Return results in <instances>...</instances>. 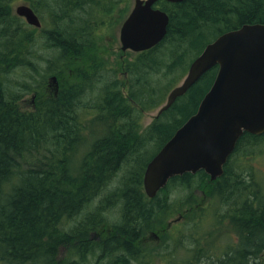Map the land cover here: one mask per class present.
Segmentation results:
<instances>
[{
    "label": "trees",
    "instance_id": "16d2710c",
    "mask_svg": "<svg viewBox=\"0 0 264 264\" xmlns=\"http://www.w3.org/2000/svg\"><path fill=\"white\" fill-rule=\"evenodd\" d=\"M93 1L29 0L51 23L42 36L43 46L53 51L46 59L36 51L35 31L12 12L11 0H0V264H150L153 248L146 235L163 223L160 216L171 205L166 192L172 185L195 182L199 187L204 183L211 202L218 204L194 211L186 234L193 248L186 249L187 258L173 255L167 264H264V196L232 169L231 160L215 182L199 171L171 178L152 199L143 191L146 164L196 112L217 67L160 113L143 135L136 133L142 112L163 103L207 43L243 24L264 23V0H160L154 7L168 15L166 35L127 64V95L118 80L90 76L87 64L81 84L47 97V76L61 74L89 41L80 20ZM42 60L45 69L39 66ZM181 67L167 86H157L162 75ZM18 70L28 71L21 81L16 80ZM31 90L40 95L33 108L20 103ZM87 98L91 105L80 104ZM93 122L104 125L106 133H95L83 149L86 123ZM258 139L243 133L234 152ZM148 142L155 150L149 157L144 154ZM210 210L214 218L207 229ZM227 222L234 242L207 248V233ZM159 229L165 233L167 228Z\"/></svg>",
    "mask_w": 264,
    "mask_h": 264
},
{
    "label": "water",
    "instance_id": "95a60500",
    "mask_svg": "<svg viewBox=\"0 0 264 264\" xmlns=\"http://www.w3.org/2000/svg\"><path fill=\"white\" fill-rule=\"evenodd\" d=\"M157 1L160 0H134L119 30L122 51L143 52L164 39L169 18L153 7ZM15 13L28 25L41 26L28 5L17 6ZM213 67H217L215 78L196 112L146 165L143 187L149 198L171 178L184 173L202 170L210 181L216 180L243 133H264V23L243 24L207 43L190 63L181 83L170 90L158 114ZM49 82H56L55 77L51 76Z\"/></svg>",
    "mask_w": 264,
    "mask_h": 264
},
{
    "label": "rangeland",
    "instance_id": "374dc122",
    "mask_svg": "<svg viewBox=\"0 0 264 264\" xmlns=\"http://www.w3.org/2000/svg\"><path fill=\"white\" fill-rule=\"evenodd\" d=\"M29 3V0H11L10 8L14 13L15 8L19 5L26 4L31 7ZM92 3L93 7L91 10L88 6L87 12H81L80 20L81 23L86 25L84 29L88 30L89 35H91L92 31L95 32L92 37L93 40L91 51H89L90 53H86L85 55L80 54L79 57H81L78 60H74L72 64H70L69 66L67 65L66 68H63L60 71L61 74L57 75L59 84L62 88H67L70 85L82 83L85 77H83L80 72H82L89 61H94L95 66L93 71L101 70L100 75L104 77V80L109 77L111 79H113V77L120 78L122 93L123 95H127L129 84L124 83V77L121 75H117V72H122V70L124 71L125 69L127 70V64L131 63L137 55L136 53L128 50L124 53V51L119 49L120 42L118 39V33L120 25L133 7L134 0H94ZM37 14L40 17L42 24L41 27H39L41 29L38 31L34 30L35 32L33 33L38 44L36 46L40 45L39 47H36V51H38V54H40L43 58L48 59L53 51L50 50V48L43 46L42 43H44V38L42 36L43 32L46 31L49 26H51V23L45 13L40 14L38 12ZM121 53H124L123 57H120ZM46 65V62H43V60L39 62V66H41L42 69H45ZM187 70L180 79H177L176 83H174L175 85H179L181 83L187 73ZM182 71L183 67L168 72L166 76L162 75V78L157 83V86H159V88H163L164 85L167 86V84L169 83L168 80H174L175 77L178 76ZM27 72L28 71L24 70L17 71L16 78L21 81L23 79L21 76H23V74ZM51 75L54 74L50 73V75L47 76L46 81H49ZM18 87L20 88V86ZM171 89L166 92L167 94H165L164 96V101L159 107H155L151 110H145L142 112L140 118H138L139 125L136 129L137 135H143L148 126L159 115L158 111L165 103L166 97ZM86 95L88 94L85 93V96ZM29 98L30 94L24 93L20 103L23 106L28 107L29 105L26 104ZM79 100L81 101V99ZM81 103L82 102H80V104ZM93 123L94 124L92 125L86 123V129H84V136L86 137V141L83 143V149H86V144H90L91 140L96 137H92L93 135H95V133H98L99 135H105L106 133L105 131H102L104 129V125L101 126L102 124L98 122ZM154 151V147L148 142L144 149V154L149 157ZM230 160L232 169L236 171V173L245 176L246 179L249 178L251 184H253V186H258L262 193L261 195L264 196V137L258 139L253 145L240 147L237 151L234 152ZM241 162H244L245 164H247V166L242 167ZM239 166L241 167L240 169H238ZM165 198L167 199L168 203L171 204L165 211L166 213H163L160 216V221H163V223H161V226L163 228H167L164 229L166 232L164 233L163 229H159L161 226H158L156 227L157 229H155V231H152L156 235H159L158 240H153L152 238H150L151 231L146 235V242H149L153 248L151 254L149 255L150 264H167L168 261H174L173 255L175 256V259H182L181 257L187 258L188 255L186 254V249H191L194 245L193 240L186 235L187 232L190 233L189 230L193 226L192 223L195 214L194 211H196L198 208H204L206 212L207 208L210 207L211 209L212 204H215L214 206L218 204V201L213 203L211 202L212 199L210 197L209 188H206L204 183L199 187V184L196 182L191 186H183L182 184L172 185L171 189L166 192ZM182 209H186V211L181 212ZM178 216H180V218L183 216L182 220H179L174 224H170V222L176 220ZM213 218L214 216L211 215V210L207 211L204 221V225L207 229L209 225H211ZM112 220L114 221V219ZM210 233L211 235H213L212 237ZM210 233H207V235L205 236L207 241V248L214 249L215 247H222L225 242H234L235 240V235L233 233L231 225L228 222L218 228L211 230ZM176 249H184L185 251L182 253L178 251L176 253ZM102 262L105 263L106 261Z\"/></svg>",
    "mask_w": 264,
    "mask_h": 264
},
{
    "label": "flooded vegetation",
    "instance_id": "af4514ba",
    "mask_svg": "<svg viewBox=\"0 0 264 264\" xmlns=\"http://www.w3.org/2000/svg\"><path fill=\"white\" fill-rule=\"evenodd\" d=\"M35 13H36V11H35ZM36 15L38 16V14L36 13ZM38 18H39V20H40V22H41V19H40V17L38 16ZM41 24H42V22H41ZM29 26V25H28ZM120 27H121V25H120ZM31 28V29H30ZM29 29L30 30H32V31H38V30H40L41 28H35V27H32V26H29ZM119 30H120V28H119ZM95 34V32H93L92 31V33H91V35H89V41L87 42V44H86V46L79 52L80 54H86V53H90L89 51H91V45H92V37H93V35ZM118 35H119V33H118ZM118 39H119V36H118ZM119 49H121V45H120V47H119ZM126 51H124V53H125ZM124 53H121V55H120V57H123V54ZM93 54V53H92ZM90 55V54H89ZM80 57L79 56H77V58H76V60H78ZM90 64V65H89ZM88 65H89V74L90 75H99V76H101L100 74H101V70H96L95 72H93V68H94V66H95V63H94V61H89V63H88ZM124 65H125V63H124ZM85 68V67H84ZM124 68V67H123ZM77 73V72H76ZM117 75H121V76H123L124 77V80H123V82L124 83H128L127 82V78H128V72H127V70L125 69L124 71L122 70V72L120 71V72H117ZM52 76V75H51ZM55 76V79H56V82H54V83H49V81L47 80L46 81V83H45V85H44V88H43V91H44V93H45V95L47 96V97H52V98H57L62 92H63V89L64 88H62L61 86H60V84H59V81H58V78H57V76L56 75H54ZM118 80V82H120L121 83V80H120V78H118V77H113V80ZM79 84H81V83H79ZM122 91V90H121ZM26 94H30V98H29V100H27V104L26 105H29L28 107H34L35 106V103H37L38 101H39V97H40V95L37 93V91H34V90H31L30 92H28V93H26ZM80 102H82V103H85V104H87V105H91L92 104V102H91V100L89 99V98H87V99H84V100H82L81 99V101ZM131 102V101H130ZM132 103V102H131ZM253 136H258V137H260V138H262V137H264V133L263 134H261V135H253ZM234 154V151L232 152V154L228 157V159H227V161H229L230 160V158L232 157V155ZM227 163V162H226ZM226 165V164H225ZM225 165H224V167H225ZM224 167H223V169H224ZM209 178V177H208ZM217 180V179H216ZM215 180V181H216ZM208 181H209V179H208ZM215 181H210V182H215ZM178 218H180V216H178ZM181 220V219H180ZM173 221H175V220H173ZM170 224H174L173 222H171ZM150 238H152L153 240H158L159 239V235H156L154 232H152L151 231V233H150Z\"/></svg>",
    "mask_w": 264,
    "mask_h": 264
},
{
    "label": "bare ground",
    "instance_id": "6f19581e",
    "mask_svg": "<svg viewBox=\"0 0 264 264\" xmlns=\"http://www.w3.org/2000/svg\"><path fill=\"white\" fill-rule=\"evenodd\" d=\"M61 10V9H60ZM50 12V11H49ZM52 14H54V13H52ZM50 28V27H49ZM31 29V28H30ZM29 30V29H28ZM47 33V32H46ZM34 64V63H33ZM35 65V64H34ZM24 68V67H23ZM26 70H28V69H26ZM19 71V70H18ZM9 75V74H8ZM10 77V76H9ZM16 79V78H15ZM16 80H18V79H16ZM27 81V80H26ZM27 82H30V81H27ZM21 85V84H20ZM29 86V85H28ZM34 87V86H33ZM14 88V87H13ZM33 89V88H32ZM12 94V93H11ZM18 96V95H17ZM21 98V97H20ZM130 119V118H129ZM247 182V181H246ZM256 184V183H255Z\"/></svg>",
    "mask_w": 264,
    "mask_h": 264
}]
</instances>
